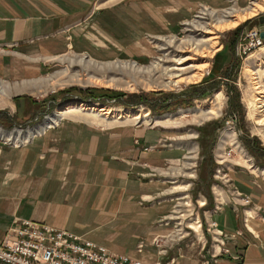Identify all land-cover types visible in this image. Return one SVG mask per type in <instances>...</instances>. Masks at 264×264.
<instances>
[{
    "label": "rangeland",
    "instance_id": "rangeland-1",
    "mask_svg": "<svg viewBox=\"0 0 264 264\" xmlns=\"http://www.w3.org/2000/svg\"><path fill=\"white\" fill-rule=\"evenodd\" d=\"M108 3L107 11L119 12V22L110 20L104 30L88 27L85 34L93 36L76 41L74 31H69L66 52L32 66L40 71L13 80L0 77V88L10 90L8 97L0 93V146H27L37 135L59 130L62 123L69 122L76 124L70 128L119 135L122 153L118 159L129 166L138 186L134 190L137 203L159 210L155 225L163 233L152 239L141 238L136 255L118 254L105 244L93 242L111 254L151 264L164 263L172 251L180 249L198 250L202 264L211 254L215 255L212 264L243 262V252L235 250L241 243L249 245L246 233H255L251 223L260 219L261 212L256 213L251 199L247 206L239 201V197L248 196L238 190L237 176L247 174L264 181V126L256 124L258 110L253 106L257 96L254 84L264 87V41L260 38L264 0ZM253 5L263 9L235 28H229L233 18L223 24L215 22L226 10L235 8L243 16L256 9ZM200 22L215 31V41L198 51L179 48L192 37L202 39L195 31ZM254 35L263 41L262 46H253ZM95 36L99 39L92 40ZM186 57L192 59L185 67L194 68L187 70L184 78L195 79L164 87L168 81L163 69L175 67ZM124 63L136 68L123 69ZM157 63L161 67L153 69ZM139 67L144 70L139 71ZM15 88L20 89L17 92ZM70 106L71 113L57 117V122L47 127L50 117ZM109 109L135 110L139 119H118L116 113L99 116ZM209 109L217 114L204 121ZM228 123L235 129H227ZM18 134L21 140L16 139ZM218 204L221 210L213 213ZM225 208L242 217V228L234 232L221 228L217 215ZM210 221L229 237L238 231L244 237L221 249L208 232ZM169 260L170 264L175 262Z\"/></svg>",
    "mask_w": 264,
    "mask_h": 264
},
{
    "label": "crops",
    "instance_id": "crops-1",
    "mask_svg": "<svg viewBox=\"0 0 264 264\" xmlns=\"http://www.w3.org/2000/svg\"><path fill=\"white\" fill-rule=\"evenodd\" d=\"M109 1L0 0V77L13 80L40 71L32 66L66 52L69 31L76 41L93 36L85 34L88 27L104 30L110 20L119 22L118 11H107ZM71 125L76 124L62 123L21 148L0 146V242L15 221L29 219L100 242L115 253L136 255L141 238L163 233L155 225L159 210L137 203L138 186L118 159L119 135ZM237 185L261 217L252 220L255 233H246L249 245L235 250L243 252V262L220 264H264V181L240 174ZM217 220L228 232L243 227L242 217L230 208ZM172 258L173 264H202L195 249L172 251L163 264Z\"/></svg>",
    "mask_w": 264,
    "mask_h": 264
},
{
    "label": "built area",
    "instance_id": "built-area-1",
    "mask_svg": "<svg viewBox=\"0 0 264 264\" xmlns=\"http://www.w3.org/2000/svg\"><path fill=\"white\" fill-rule=\"evenodd\" d=\"M253 46H262L263 42L257 35L253 36ZM232 121H234L232 119ZM234 123V122H232ZM232 123L227 124V129H235ZM231 156V152L228 154ZM259 168V167H258ZM223 170H219L218 173ZM264 172V169H263ZM244 206L250 200L239 197ZM218 204L213 213L221 210ZM248 222L247 218L244 221ZM248 227V225H246ZM248 230V229H247ZM208 232L216 238V244L223 249L230 242H235L237 237H244L242 231L236 232L235 237L218 229L214 221L208 223ZM232 236V235H231ZM226 252H229L226 250ZM168 251L165 252L167 254ZM207 258L205 264H212V258ZM0 264H151L129 256L111 254L105 247L77 235L68 230L55 229L45 223L29 219L15 221L7 231L4 240L0 243ZM163 264V263H159ZM170 264V263H167Z\"/></svg>",
    "mask_w": 264,
    "mask_h": 264
},
{
    "label": "bare ground",
    "instance_id": "bare-ground-1",
    "mask_svg": "<svg viewBox=\"0 0 264 264\" xmlns=\"http://www.w3.org/2000/svg\"><path fill=\"white\" fill-rule=\"evenodd\" d=\"M253 6L256 9L252 10L250 13L244 14L243 16H239V10H236L235 8H231L230 10H226L223 13V15H218V17L215 19V22L217 24H223V23L227 22V20H226L227 18H233L235 21L232 22V25H230L229 28H235L241 22H245L246 20L255 17L257 15L256 12H258V10H260V9H263V7H260V6L257 7V5H253ZM195 31L196 32H200V36L202 37V39L196 40L194 37H192L189 40L181 42V44L179 45V48L183 49L184 51L188 50L190 52L191 51H198V49H201L203 47L208 46L211 42H213V40L215 41V39H216V33H215V31L212 28H210L209 24H204L203 25L200 22V24L198 25V27L196 28ZM206 35H211V37L207 38ZM169 44L170 45L174 44V41H170ZM164 48H162V49H164ZM164 50H166V49H164ZM191 59L192 58H190V57L182 58L178 62H176V66L175 67H166V68L163 69V71H162L163 74L162 75L168 81L167 84L164 85V87L171 88L172 85H177V84H180V83L185 82V81L186 82H191L192 80L195 79V76L184 78V75L186 74V71L189 70V69L194 68V66L185 67V64L188 63ZM164 61L166 63L167 60H164ZM121 67L123 69H125L127 67L136 68V66H134V65L131 66V65H127L125 63ZM143 67L142 68L139 67V71L144 70ZM160 67H161V65L159 63H157V64L152 66L153 69L154 68L159 69ZM127 70H129V69L127 68ZM148 70L151 71V69H148ZM248 71H250V70H248ZM252 75H256V74H252ZM254 85H255L254 90H255L257 96L255 98V101L253 102V106H254V108H256L258 110V113L256 114V115H258V117L255 118L256 119V124L259 125V126H264V87L261 86V84L258 83V82H256ZM25 88H26V86L23 85L21 89L25 90ZM15 89L18 92L20 88H15ZM9 92H10V90L7 87L0 88V93L3 96L8 97L9 96ZM71 109H73L72 106H70L68 108H65V109H60L55 116L50 117L49 122L47 124V127L50 126V125L55 124L57 122V117H60V116H62L64 114L71 113V111H72ZM92 111L95 112L96 111L95 108H93ZM115 113L117 114L118 119H121V118H124V119L129 118V119H131L133 117H135V120L139 119V112H137L135 110H131V109H126V110L121 109V110H117V111L109 109L106 113L99 114V116H103L104 115L106 117H110V116L115 115ZM216 114L217 113L213 109H209L205 113V115L203 116V120L204 121L208 120L209 118L215 116ZM146 117L147 116H144V118H146ZM39 130L40 129H37L36 131L39 133ZM16 139L17 140H21V135L18 134L16 136ZM196 224H197V226H200V220H197Z\"/></svg>",
    "mask_w": 264,
    "mask_h": 264
},
{
    "label": "water",
    "instance_id": "water-1",
    "mask_svg": "<svg viewBox=\"0 0 264 264\" xmlns=\"http://www.w3.org/2000/svg\"><path fill=\"white\" fill-rule=\"evenodd\" d=\"M260 21L264 24V15L260 17ZM260 37L264 40V31L260 34Z\"/></svg>",
    "mask_w": 264,
    "mask_h": 264
}]
</instances>
